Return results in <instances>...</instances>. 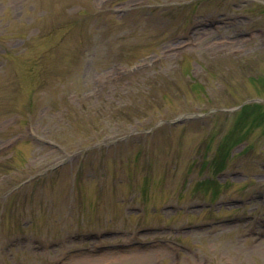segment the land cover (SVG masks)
<instances>
[{
	"label": "rangeland",
	"instance_id": "obj_1",
	"mask_svg": "<svg viewBox=\"0 0 264 264\" xmlns=\"http://www.w3.org/2000/svg\"><path fill=\"white\" fill-rule=\"evenodd\" d=\"M263 164L264 0H0V264H264Z\"/></svg>",
	"mask_w": 264,
	"mask_h": 264
},
{
	"label": "bare ground",
	"instance_id": "obj_2",
	"mask_svg": "<svg viewBox=\"0 0 264 264\" xmlns=\"http://www.w3.org/2000/svg\"><path fill=\"white\" fill-rule=\"evenodd\" d=\"M231 44L234 42L232 40H230ZM227 42H229V40H214L213 42L210 43L209 48L211 52L214 51H219V50H226L227 52H231V48L229 47V44H227ZM230 44V45H231Z\"/></svg>",
	"mask_w": 264,
	"mask_h": 264
}]
</instances>
